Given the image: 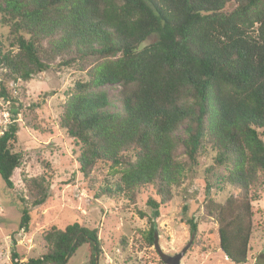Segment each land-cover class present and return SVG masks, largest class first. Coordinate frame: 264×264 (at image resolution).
I'll return each mask as SVG.
<instances>
[{"label": "trees", "instance_id": "trees-1", "mask_svg": "<svg viewBox=\"0 0 264 264\" xmlns=\"http://www.w3.org/2000/svg\"><path fill=\"white\" fill-rule=\"evenodd\" d=\"M0 22L8 30L0 35V100L14 117L0 127L8 189L25 158L16 150L22 107L14 86L73 69L80 78L67 91L60 126L80 148L79 170L91 190L97 167L109 170L95 198L135 206L152 190V215L137 209L148 230L136 231L132 248L157 245L162 207L213 153L209 189L235 192L211 213L220 249L230 263L248 264L254 203L264 188V0H0ZM109 85L122 87L117 112ZM42 165L43 175L23 179L21 230L29 231L33 211L53 195L50 164ZM183 222L195 236L186 205ZM42 239L43 254L21 263L13 251L12 263L68 264L84 246L89 264L102 254L99 230L78 222L53 224ZM121 243L128 246L126 238Z\"/></svg>", "mask_w": 264, "mask_h": 264}, {"label": "rangeland", "instance_id": "rangeland-1", "mask_svg": "<svg viewBox=\"0 0 264 264\" xmlns=\"http://www.w3.org/2000/svg\"><path fill=\"white\" fill-rule=\"evenodd\" d=\"M7 33L8 30L0 22V35L6 38ZM154 40L151 38L149 43ZM79 78V73L70 69L61 73H45L28 84L20 82L14 86L17 106L22 107L21 114L15 117L20 127L16 150L22 151L25 158L23 166L15 171L12 178L13 189H8L0 177V264H13V251L18 253L21 263L37 258L45 252L42 239L44 229L53 224L64 227L75 222L99 230L102 254L97 256V264H174L181 253L184 254L180 264H232L220 249L218 223L211 213L215 211V205L223 204L235 192L231 188L209 189L206 169L213 165V153L200 160L195 175L178 191L169 206L162 207L161 216L157 219V245L141 252L132 248L136 231L148 230L147 220L139 217L137 209L152 215V210L146 207L152 190L144 191L135 206L128 205L125 200L115 202L95 198L109 170L102 164L97 167L96 185L91 190L88 180L79 170L80 148L60 126L67 91ZM104 89L109 94L111 111H119L122 87L109 85ZM10 109L0 100L2 129H6L14 119ZM33 124H38L41 131L34 130ZM42 161L49 163L52 170L50 183L53 195L45 206L33 211L29 231L21 230L19 225L23 205L20 197L25 192L23 179L43 175L46 169ZM185 205L188 216L198 223L195 236L191 235L190 227L183 222ZM254 208L255 230L248 264H264V188ZM123 238L128 242L126 248L121 243ZM89 261V249L84 246L68 264H89Z\"/></svg>", "mask_w": 264, "mask_h": 264}, {"label": "water", "instance_id": "water-1", "mask_svg": "<svg viewBox=\"0 0 264 264\" xmlns=\"http://www.w3.org/2000/svg\"><path fill=\"white\" fill-rule=\"evenodd\" d=\"M184 253H181V255H179L175 260H174V264H180V259L182 258V255Z\"/></svg>", "mask_w": 264, "mask_h": 264}]
</instances>
